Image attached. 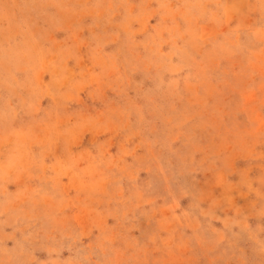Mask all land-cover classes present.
Instances as JSON below:
<instances>
[{
    "label": "rangeland",
    "instance_id": "rangeland-1",
    "mask_svg": "<svg viewBox=\"0 0 264 264\" xmlns=\"http://www.w3.org/2000/svg\"><path fill=\"white\" fill-rule=\"evenodd\" d=\"M0 264H264V0H0Z\"/></svg>",
    "mask_w": 264,
    "mask_h": 264
}]
</instances>
